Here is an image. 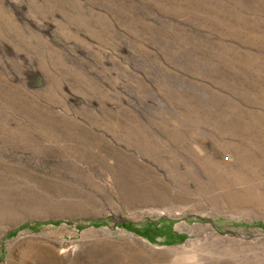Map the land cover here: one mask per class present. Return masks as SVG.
<instances>
[{"label": "rangeland", "instance_id": "1", "mask_svg": "<svg viewBox=\"0 0 264 264\" xmlns=\"http://www.w3.org/2000/svg\"><path fill=\"white\" fill-rule=\"evenodd\" d=\"M264 264V0H0V264Z\"/></svg>", "mask_w": 264, "mask_h": 264}, {"label": "bare ground", "instance_id": "2", "mask_svg": "<svg viewBox=\"0 0 264 264\" xmlns=\"http://www.w3.org/2000/svg\"><path fill=\"white\" fill-rule=\"evenodd\" d=\"M212 264V263H211Z\"/></svg>", "mask_w": 264, "mask_h": 264}]
</instances>
